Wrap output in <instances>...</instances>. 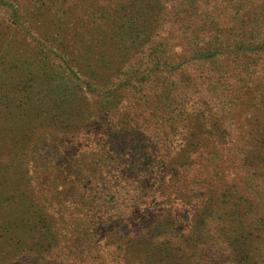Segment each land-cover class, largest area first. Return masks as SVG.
<instances>
[{"label":"rangeland","instance_id":"1","mask_svg":"<svg viewBox=\"0 0 264 264\" xmlns=\"http://www.w3.org/2000/svg\"><path fill=\"white\" fill-rule=\"evenodd\" d=\"M99 2V0H0V83L7 82L16 85V87H5L8 91L6 99L14 103L10 112L12 116L19 117L20 120L38 115L40 120L32 123L30 129L40 130L39 135L31 133L26 138V141H33L37 138V141L32 144L35 147V145H42L38 141V137L48 131L45 126L48 125V118L51 122L53 116L73 115L78 104L99 107L104 99L105 101L109 100L106 89L98 88L95 82L89 84L86 76L79 72L82 67L78 60H73L64 52L69 47L68 43L73 34L81 36L85 33V30H81L83 27L80 20L88 19L87 26L90 27L93 25L90 24L93 21V16L88 13H96L98 17L99 13L106 15V10L114 7L111 19L122 25V39L125 41V45L113 50L118 53L117 56H107V61H115L114 68L119 72L117 75L120 74L114 82L113 88L115 89L121 82H127V85L134 86L136 82H142L140 77L156 73V78L152 79V82L139 83L143 88L142 94L145 96L140 97H143V101L147 100L152 108L139 111L126 109L123 115L125 119L102 116L95 123L86 126L84 138L89 141V147H85L83 150L86 153L85 157L94 162L105 163L104 170L111 173L80 187L84 202L89 203V206L98 213L99 218L105 219L106 217L110 222H113L114 229L124 225L127 230L123 231L121 228L115 236V240H124L125 244H122L121 241L122 245H119L117 242L110 248L112 253L117 252L116 255L120 256L119 263L123 259H134L141 256L144 257V261L150 259L152 264H191L193 261V264L227 263L229 257H219L221 253L219 248H224L220 242L222 237L214 235L211 231L204 236L200 226V216L205 212V208L209 205L207 200L212 196L213 199L219 197L221 201L225 202L226 199L222 198L230 196L235 193L234 191H238L236 196L231 202L227 201L225 206L232 211L231 213L238 214L243 204L237 201L242 200L246 193L236 190V188H232L234 191L229 194L227 192L215 194L216 190L205 196H201L199 191L192 193L189 191L192 178L189 175H184V172L188 169L190 161L196 166L197 162L201 161L195 146L198 145L197 149H215L216 147L219 149V146L224 145L228 148L223 147L222 150L219 149V152L220 155L225 156L228 149L235 147L239 144L238 141H242L247 136L248 132L255 130L254 114L256 112L253 110L238 113L233 117H222L217 122H213L214 120L207 119L206 109L215 105L214 100L217 97L213 88L219 84L227 88L230 94H238L243 98L247 93L243 91L242 94L237 93V88L242 87L238 86L239 83L249 85L255 78L264 83V29L262 27L253 29L247 35L250 46L247 47L248 53L245 55L249 60H245L246 68H241L234 65L233 60L236 54L232 53V48H226V40L220 42L223 38L229 39V41L234 39L233 35L222 34L221 28L226 25L223 20L227 15L220 8L222 16L216 7L213 9L212 6H205L203 12L196 11L194 16L189 19L191 30L187 31V23L181 16L178 24L173 19L166 25L165 30L159 29L156 32L155 26L136 29L131 26V21L149 20L148 22L151 24L160 23L158 15H155V18L150 13L141 18L139 14H134L133 6L131 8H129L130 5L115 7L109 3L101 5ZM151 5L152 3H149L146 8ZM163 6L164 13H166L165 7H169L171 4L167 3ZM167 14L165 20L173 17L170 13ZM205 16L210 19L208 23L201 22ZM216 21L218 25H215ZM105 25L107 27V24ZM169 25L170 27H168ZM178 26L181 27L182 32L177 31ZM104 29L106 30V28ZM194 30L197 34L192 33ZM183 32L185 36H182ZM155 33H157L156 37L161 35L176 45L172 52L173 58L178 59L177 63L169 67L156 68H153L154 63L141 64L144 62L141 60L142 56L138 54L140 50L132 48H135V44L142 42V37H152ZM195 35L200 36V39L196 41V43L201 42L198 47L191 44V37ZM181 37L185 38L187 45H182ZM131 39L135 40L134 45L128 44ZM156 41L157 38L153 37L152 41L148 43L149 46L153 47L152 43H156ZM209 43L212 45L211 47L207 46ZM201 45L202 50L199 48ZM126 50H128V54L122 56L121 54ZM207 50L210 52L217 50V53L222 57L213 58L214 65L210 64L212 60L194 64L186 60L188 55H193L192 52L202 53ZM156 55L164 57L160 52ZM205 55L203 56L205 57ZM81 57L84 65L89 66V72H95L100 77L106 76L102 70H93L92 59L86 55ZM206 57L209 58V55ZM252 57H258L259 60L253 62ZM79 62L82 64L80 60ZM133 70H135V74ZM158 73L159 76L165 77V81L159 79ZM182 75L191 80L189 84L186 83L188 84L186 92L189 93L187 98L193 101L188 103V107H190L188 111L193 113L197 108L196 112H199V116H205L203 121L206 122L207 129L216 124L210 131L215 133V136H210L212 140L210 137H199L192 140L190 139L191 131L187 130L174 136L167 127V124H170L168 116L162 111L156 110L161 103L157 100L158 96H152V94L158 95L155 84L162 82L164 92H172L176 95L182 92L183 87L187 86L176 83L180 79H184ZM18 77L20 78L19 83ZM32 79L34 83H32ZM45 82L50 83L49 85L59 86L60 90L54 91L52 88L51 96L44 97V89L42 90L41 86L35 84H44ZM30 86H34V90H31ZM127 88V86L124 87L126 90ZM63 91L64 97L67 98L66 101L72 102L67 114H63V110L59 107V97ZM181 95L183 96V93ZM76 98L80 99L79 102L76 101ZM175 98H179V96ZM48 104L54 105V109L47 106ZM214 111L208 110L211 116L215 113ZM151 113L153 116H149ZM220 114L218 113L219 117ZM120 123L122 126L114 129ZM221 134L225 137L224 142L219 141L218 135ZM49 138L41 139L44 146L48 148L51 147ZM73 144L76 145L75 142ZM137 145H140V148H136ZM69 148L76 149L71 145ZM106 159H116L120 172L116 173L113 170L115 166L109 167V162ZM183 165L185 166L183 167ZM197 174L204 176L200 172ZM51 176L49 175V177ZM210 180L211 178L203 180V185L207 188L214 186L216 189L220 188L219 183L221 186L227 185L222 177L216 182ZM217 181H219L218 184ZM39 183L40 181L36 182L35 186ZM261 193L263 196H260ZM249 194L255 198L264 197V192L253 187L249 189ZM136 196L145 197L148 201L140 203V206L148 211L145 218L142 217L144 211L139 208L134 210L137 214L129 215L131 200ZM252 197H248L249 200L255 201ZM39 200L44 210L52 211V205L46 202V197L41 195ZM236 204L239 207L234 206ZM47 205L49 208H46ZM258 214L263 213L260 211ZM197 215L200 216L197 217ZM256 217L257 215L254 220ZM108 228L111 227L108 226ZM139 234H143L139 243H127L134 235ZM209 246L214 247L208 249ZM211 251L215 255H211ZM259 261H261L260 264L264 263V260H255L254 264H258ZM50 262L52 260L48 258L41 264H50ZM103 264H114V261H111L110 257H106Z\"/></svg>","mask_w":264,"mask_h":264},{"label":"trees","instance_id":"2","mask_svg":"<svg viewBox=\"0 0 264 264\" xmlns=\"http://www.w3.org/2000/svg\"><path fill=\"white\" fill-rule=\"evenodd\" d=\"M99 1L101 5L109 3L115 7L130 5L129 8H131L133 6L134 14H139L141 18L150 13L152 16L158 15L160 23L151 24L148 22L149 20L131 21V26L136 29L144 26H155L156 32L159 29L165 30L166 25L171 23L173 19L178 24L181 16L185 18L188 31L190 29L189 19L194 16L196 11L203 12L205 6H212L213 9L216 7L219 12L221 9L227 15L223 20L227 27L225 28L226 25H223L222 34L233 35L234 39L229 41V39L223 38L220 42L226 40V48H232V53L236 54L233 60L234 65L241 68H246L245 60H249L245 55L248 53L247 47L250 46L247 35L253 29L259 27L264 29V0ZM149 3H152L151 7L146 8ZM167 3L171 6L165 7L166 13H164L163 5ZM113 10L114 7L109 8L106 10V15L99 13L98 17L96 13H88L93 16V21L90 23L93 25L87 26L88 19L80 20L83 27L81 30H85V33L81 36L73 34L68 43L69 47L64 52L73 60H78L82 67L79 72L86 76L89 84L95 82L98 88L106 89L109 100L105 101L104 99L99 107L78 104L73 115H69L67 113L72 102L66 101L67 98L64 97L63 91L59 97V107L63 110V114L67 115L66 117L53 116L51 122H49L50 118L47 119L48 125L45 126L48 131L38 137V141L42 145H35V147L32 145L37 141V138L33 141H26L31 133L39 135L40 130L30 129L32 123L40 120L38 115L29 116L24 120L12 116L10 109L13 108L14 103L6 99L8 91L5 87H16V85L7 82L0 83V264H33L34 262L41 264L43 260L48 258L52 260L50 264H103L106 257H110L114 264H152L150 259L144 261L143 256L123 259L119 263L120 256L116 255L117 252L112 253L110 248L117 242L119 245L125 244L124 240H115V236L121 228L123 231L127 230L124 225L114 229L113 222H110L108 218H99L98 213L89 206V203L84 202L83 193L80 191L81 186L83 187L96 178L101 179L103 175L111 173L104 170L105 163L94 162L85 157L86 153L83 150L85 147H89V141L84 138L86 126L95 123L102 116L125 119L123 115L126 109L139 111L151 110L152 108L147 100L143 101V97H140L144 95L142 94L143 88L139 83L152 82V79L156 78V73L140 77L142 82H136L134 86L127 85V82H121L115 89L113 88V84L120 74L117 75L119 72L114 68L115 61H107V56H117L118 53L113 50L125 45V41L122 39V25L111 19ZM167 13L173 17L165 20L168 16ZM198 14L201 15L202 13ZM209 20L205 16L201 22L208 23ZM215 25H218L217 21ZM180 29L181 27L178 26L177 31L182 32ZM192 33L197 34L195 30ZM156 34L152 37H142L143 40L139 44H135L133 39L128 43L130 45L135 44V48L132 49L138 48L140 50L138 54L142 56L141 60L144 62L141 64L154 63L153 68H156L169 67L177 63L178 59L173 58L172 52L176 45L161 35L156 37ZM182 36H185L184 32ZM153 37L157 38V41L156 43L153 42V47H151L148 43L152 41ZM133 38L136 39L135 36ZM181 38L182 45H187L185 38ZM238 38L242 39L237 40ZM191 39L192 46L198 47L201 43H196L200 39L199 35H195ZM207 46L211 47L212 45L209 43ZM199 48L202 50V45ZM158 52L164 57L157 56ZM126 54H128V50L121 55ZM192 54L188 55L186 60L193 64L212 60L210 64L214 65L213 58L222 57L221 54L217 53V50L215 52L207 50L202 53L196 51ZM204 54H206L205 57ZM83 55L93 60L91 62L94 64L93 70H102L106 76L100 77L95 72H89V66L84 65L81 57ZM207 55L209 58L206 57ZM256 58L252 57L251 59L253 62H257L259 58ZM133 71L135 74V70ZM157 76L165 81V77L159 76V73ZM182 76L184 79H180L176 83L182 86L187 85L181 90L183 96L181 93L174 95L172 92H164L162 82L155 84L158 95L152 94V96H158L157 100L161 103L156 110L162 111L168 116L170 124H167V127L174 136L183 133V130L191 131L190 139L192 140L199 137L215 136V133L210 131L216 124L207 129L205 127L206 122L203 121L205 116H199V112H196L197 108L193 113L188 111L190 109L188 103L193 102L187 98L189 93L186 92L191 80L185 75ZM98 77L100 79L96 81ZM17 80L19 83L20 78L18 77ZM46 82L35 84L41 86L42 90L44 89V97L51 96L52 88L54 91L60 90L59 86L49 85L50 83ZM32 83H34L33 79ZM125 86L128 87L127 90L124 89ZM145 86L147 87V85ZM238 86L242 87L237 88V93L242 94V91L247 93L243 98L238 94H230L222 84L213 88L217 99L214 100L215 105L206 109L207 119L217 122L219 118L233 117L238 113L253 110L256 112L254 114L255 130L248 132L242 141H238L239 144L228 149L225 156L220 155L219 152V149L222 150L223 147L228 148L224 145H218L219 149L217 147L215 149H197L198 145L195 146L201 161L197 162V166L190 161L184 175H189L192 178L189 191L192 193L199 191L201 196H205L213 190H216L215 194L217 192L229 194L234 191L232 188L246 193L242 200L237 201L243 204L238 214L231 213L232 211L225 206L227 201L231 202L236 196L238 191H234L235 193L230 196L222 198L223 200L226 199L225 202L221 201L219 197L213 199L212 196L207 200L209 205L205 208V212L200 214L201 216L197 215V217L200 216L201 218L200 226L204 236L211 231L214 235L217 234L222 237L220 242L224 248H219L221 249L219 257H229V261L224 264H254L255 260H264V197L255 198L249 194V189L252 187L264 192V83L255 78L249 85L239 83ZM30 88L34 90V86H30ZM177 96L179 98H175ZM79 100L76 98L77 102ZM47 106L54 109L52 104ZM208 110H215L216 114L213 113L212 116L216 118L212 117ZM218 113H221L220 117ZM149 116H153L152 113ZM120 126L122 123L117 124L114 129ZM222 134L218 135L220 142H224L225 137ZM48 137H50L49 145L51 146L49 148L41 142L42 138L47 139ZM74 142L76 145L73 144ZM69 145L76 147V149H70ZM139 146L137 145L136 148H140ZM106 160L109 162V167L115 166L113 170L116 173L120 172L118 171L119 163L116 159ZM197 172L203 173L204 176H199ZM49 175L52 176L49 177ZM197 176L199 177L197 178ZM221 177L227 182V185L221 186L219 181H217L220 187L218 189L214 186L207 188L203 185V180L206 181L211 178L210 181L216 182ZM38 181H40L39 185L35 186ZM155 190L157 191V189ZM41 195L47 198L46 202L51 203L52 211L43 209L39 200ZM139 196L131 200L129 215L132 216L136 213L134 210L139 208L144 211L142 217L145 218L148 211L142 208L140 203L148 201L145 197ZM260 196H263L262 193ZM137 197L139 198L137 199ZM248 197L254 198L255 201L249 200ZM46 208H49V205ZM260 211L263 214H258ZM142 238L143 234L134 235L127 243H139ZM213 247L209 246L208 249ZM211 255H215V253L211 251ZM193 263L191 262V264ZM260 263L261 261L258 264Z\"/></svg>","mask_w":264,"mask_h":264}]
</instances>
